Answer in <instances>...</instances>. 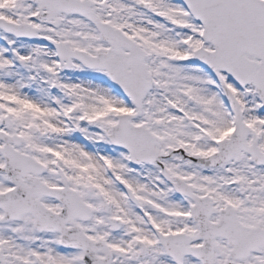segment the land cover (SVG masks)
I'll use <instances>...</instances> for the list:
<instances>
[{
  "label": "snow or ice",
  "instance_id": "1",
  "mask_svg": "<svg viewBox=\"0 0 264 264\" xmlns=\"http://www.w3.org/2000/svg\"><path fill=\"white\" fill-rule=\"evenodd\" d=\"M0 264H264V0H0Z\"/></svg>",
  "mask_w": 264,
  "mask_h": 264
}]
</instances>
